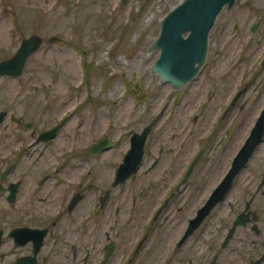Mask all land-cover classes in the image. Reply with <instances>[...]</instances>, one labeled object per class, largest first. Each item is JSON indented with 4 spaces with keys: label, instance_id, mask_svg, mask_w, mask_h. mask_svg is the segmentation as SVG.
<instances>
[{
    "label": "rangeland",
    "instance_id": "obj_1",
    "mask_svg": "<svg viewBox=\"0 0 264 264\" xmlns=\"http://www.w3.org/2000/svg\"><path fill=\"white\" fill-rule=\"evenodd\" d=\"M180 1L0 0V59L14 56L25 38L43 37L20 76H0V106L9 111L0 125L6 143L1 163L17 153L20 170L37 177L47 173V203L59 201L58 191L74 190L77 181L82 182L86 210L94 191H110L120 248L131 250L132 236L140 233L139 223L150 215L157 197L164 198L173 179L179 180L201 152L193 183L174 197L166 214L176 216L178 224L197 216L205 197L231 168L257 115L253 107L263 100L264 67L258 66L264 52V0H236L221 11L209 35L205 64L181 89L152 72L160 50L148 56V48L159 36L161 19ZM69 51L76 56L75 69L63 58ZM244 85L237 106L226 111ZM28 123L31 127L25 129ZM150 123L141 167L114 185L132 135ZM56 124L55 138L37 141ZM104 137L115 146L91 154V146ZM181 205L188 211L178 210ZM169 236L168 231L154 233L147 241L153 262L161 257L164 264L173 241ZM142 256H134L133 264H141Z\"/></svg>",
    "mask_w": 264,
    "mask_h": 264
},
{
    "label": "flooded vegetation",
    "instance_id": "obj_2",
    "mask_svg": "<svg viewBox=\"0 0 264 264\" xmlns=\"http://www.w3.org/2000/svg\"><path fill=\"white\" fill-rule=\"evenodd\" d=\"M262 55L258 66L261 70L264 52ZM12 57L1 58L0 63ZM246 90L245 85L239 88L226 111L237 106L235 102ZM260 92L263 100L253 107L258 111L248 137L264 110V86ZM2 112L6 115L0 125L9 118V111L0 106ZM28 125L25 129L31 127ZM4 149L6 143L0 138V152ZM16 157L17 153L15 158L3 163L0 159V264H133V258L138 254H143L141 264H148L149 260V264H162L161 257L154 262L151 260L153 251L148 248L147 241L154 233L164 236L165 231L173 241L168 255L163 257L164 264H264V134L223 199L197 226L195 222L200 209L225 180L230 168L205 195L203 205L196 211L197 216H186L184 224H178L174 221L178 220L176 216L170 218L166 214L174 197L193 183L200 159L191 175L184 179L194 158L184 175L179 180L173 179L164 198L157 197L150 215L139 223L140 233L133 234L131 250L124 246L120 248L114 234L110 191L104 194L100 191L98 195L97 190L94 191L93 201L86 210L82 206L85 198L81 192L82 182L77 181L71 192L58 191L59 201L47 203L44 196L50 193L45 185L48 174L37 177L33 171L20 170ZM208 183L207 180L204 185ZM184 207L181 205L178 210L188 211ZM179 252L183 255L179 256Z\"/></svg>",
    "mask_w": 264,
    "mask_h": 264
},
{
    "label": "water",
    "instance_id": "obj_3",
    "mask_svg": "<svg viewBox=\"0 0 264 264\" xmlns=\"http://www.w3.org/2000/svg\"><path fill=\"white\" fill-rule=\"evenodd\" d=\"M128 0H122L126 3ZM236 0H181L160 21V33L148 48V56L152 51L160 50V56L151 70L157 73L162 83H170L176 90L190 83L200 72L206 62L209 50V35L221 11L232 8ZM261 20L251 27L252 33L257 32ZM55 37L50 39L53 42ZM43 37L33 34L25 38L16 54L0 63V76L18 77L22 74L27 59L40 49ZM264 67V64H263ZM137 76V72L135 73ZM236 100V99H235ZM234 104V103H233ZM230 110V109H228ZM6 113H0V122ZM31 124L29 123L28 127ZM59 124L42 132L37 141H49L57 135ZM153 128L148 124L141 132L131 137V147L116 171L114 185L124 183L135 174L141 165L145 153V145ZM264 134V110L247 138L241 152L235 157L225 180L213 192L208 202L199 211L195 226L220 202L232 185L236 174L245 166L255 146ZM115 143L108 137L100 139L90 148V153L97 155L106 148H113ZM201 152L190 165L185 180L193 172ZM78 199H76L77 201Z\"/></svg>",
    "mask_w": 264,
    "mask_h": 264
},
{
    "label": "bare ground",
    "instance_id": "obj_4",
    "mask_svg": "<svg viewBox=\"0 0 264 264\" xmlns=\"http://www.w3.org/2000/svg\"><path fill=\"white\" fill-rule=\"evenodd\" d=\"M61 58H62V57H61ZM63 58H64L66 61H68V62H67V63H68V67H69L70 69H75L76 56H75V54H74L73 52L69 51V52H67V53H64V54H63ZM135 68H137V70H139V64H138V63L135 64ZM73 71H74V70H73ZM72 127H74V126H72Z\"/></svg>",
    "mask_w": 264,
    "mask_h": 264
}]
</instances>
